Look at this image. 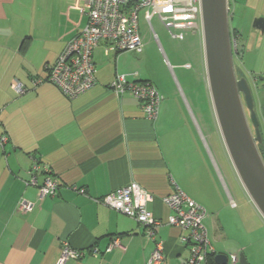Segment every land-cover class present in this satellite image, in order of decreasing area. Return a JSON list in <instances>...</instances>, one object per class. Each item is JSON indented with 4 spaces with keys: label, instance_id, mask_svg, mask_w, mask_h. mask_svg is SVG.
I'll use <instances>...</instances> for the list:
<instances>
[{
    "label": "crops",
    "instance_id": "crops-1",
    "mask_svg": "<svg viewBox=\"0 0 264 264\" xmlns=\"http://www.w3.org/2000/svg\"><path fill=\"white\" fill-rule=\"evenodd\" d=\"M228 2L232 21L236 4ZM86 24L83 0H0V135L9 138L0 145V264H58L67 245L86 252L67 264H150L156 241L164 244L161 264H185L190 251L181 237L188 231L168 224L172 211L164 202L174 192L172 182L205 209L215 256H239L224 253L231 249L223 241L222 213L235 203L203 138L176 126L171 111L148 120L135 97H118L110 88L119 75L153 83L139 69V54H115L102 43L94 52L97 83L75 100L51 83L36 86ZM230 28L232 38L239 34ZM196 33L203 34L201 22ZM36 161L59 180L54 196L41 199L37 187L27 186ZM37 178L42 185L44 172ZM132 183L153 197L148 208L164 223L157 240L147 238L137 221L98 203ZM22 200L33 209L19 211ZM115 238L121 247L108 251ZM95 249L98 256L91 254Z\"/></svg>",
    "mask_w": 264,
    "mask_h": 264
},
{
    "label": "built area",
    "instance_id": "built-area-1",
    "mask_svg": "<svg viewBox=\"0 0 264 264\" xmlns=\"http://www.w3.org/2000/svg\"><path fill=\"white\" fill-rule=\"evenodd\" d=\"M87 14V24L84 29L73 38L56 62L48 67V76L45 80H36V86L48 82L55 85L68 99L75 100L97 83V68L94 61V52L102 44H108V50L115 54L131 52L141 54L144 43L140 33L139 14L144 13L145 20L151 23L157 15L168 29L170 34L183 40L188 32L196 33L200 30L201 0H83ZM110 88L118 96L130 94L135 97L148 120L155 122L163 101L162 94L156 86L148 81L119 75ZM19 94L25 93V88L16 84ZM9 142L8 136L0 135L2 148ZM44 172L45 180L38 184L37 174ZM31 180L27 186L37 187L39 196H54L60 188V182L49 174V168L36 161L30 171ZM174 192L164 199L172 214L168 224L187 230L181 237L182 243L189 248L190 256L185 264H216L209 262V257H215V250L204 225L205 209L185 194L179 186L172 182ZM80 194L84 189L74 188ZM153 197L138 184L111 192L98 200V203L107 206L127 217L137 221L145 228V236L150 240H157V230L164 225L149 210ZM33 204L25 200L20 201L18 209L28 212ZM121 247L118 238L113 239L108 251ZM85 251H78L65 246L58 264H67L69 260H79L85 256ZM93 256H98V250H92ZM227 264H239V256H228ZM165 260L164 244L156 241V250L150 264H161Z\"/></svg>",
    "mask_w": 264,
    "mask_h": 264
},
{
    "label": "rangeland",
    "instance_id": "rangeland-1",
    "mask_svg": "<svg viewBox=\"0 0 264 264\" xmlns=\"http://www.w3.org/2000/svg\"><path fill=\"white\" fill-rule=\"evenodd\" d=\"M235 4L236 14L230 20V26L239 32L232 38L234 64L237 77L247 79L254 96L264 157V32L259 34L254 30V22L264 19V0H235ZM143 14H139L144 43L139 69L164 96L159 115L167 116L171 111L176 116V126L203 138L234 199L235 207L231 206L234 210L222 213L227 227L223 241L231 249L224 253L244 254L250 264H264V218L246 192L223 140L210 90L203 34L188 32L180 40L170 34L159 16L155 15L148 23ZM189 154L191 157L192 153Z\"/></svg>",
    "mask_w": 264,
    "mask_h": 264
},
{
    "label": "water",
    "instance_id": "water-1",
    "mask_svg": "<svg viewBox=\"0 0 264 264\" xmlns=\"http://www.w3.org/2000/svg\"><path fill=\"white\" fill-rule=\"evenodd\" d=\"M201 21L210 90L223 140L246 192L264 218V158L259 148L263 135L251 87L236 74L228 0H201ZM254 27L264 32V19H257ZM214 259L216 264L228 263L224 254ZM239 264H250L244 254Z\"/></svg>",
    "mask_w": 264,
    "mask_h": 264
},
{
    "label": "trees",
    "instance_id": "trees-1",
    "mask_svg": "<svg viewBox=\"0 0 264 264\" xmlns=\"http://www.w3.org/2000/svg\"><path fill=\"white\" fill-rule=\"evenodd\" d=\"M235 36H238V33H236V34H234ZM260 148V151H261V147H259ZM261 153H262V156H263V152L261 151ZM264 158V157H263Z\"/></svg>",
    "mask_w": 264,
    "mask_h": 264
},
{
    "label": "flooded vegetation",
    "instance_id": "flooded-vegetation-1",
    "mask_svg": "<svg viewBox=\"0 0 264 264\" xmlns=\"http://www.w3.org/2000/svg\"><path fill=\"white\" fill-rule=\"evenodd\" d=\"M246 113H247V115H248V117H249V111L246 109ZM263 114H264V112H263ZM253 129V128H252ZM254 130V129H253Z\"/></svg>",
    "mask_w": 264,
    "mask_h": 264
}]
</instances>
